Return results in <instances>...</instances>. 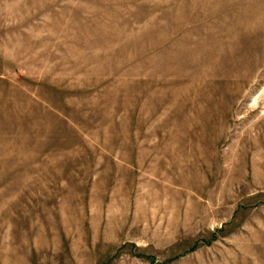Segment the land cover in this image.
I'll list each match as a JSON object with an SVG mask.
<instances>
[{"label": "rangeland", "instance_id": "obj_1", "mask_svg": "<svg viewBox=\"0 0 264 264\" xmlns=\"http://www.w3.org/2000/svg\"><path fill=\"white\" fill-rule=\"evenodd\" d=\"M0 264H264V0H0Z\"/></svg>", "mask_w": 264, "mask_h": 264}]
</instances>
